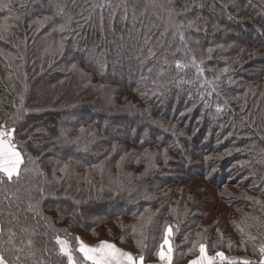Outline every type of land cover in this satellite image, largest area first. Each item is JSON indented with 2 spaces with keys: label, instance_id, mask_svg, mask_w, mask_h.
I'll use <instances>...</instances> for the list:
<instances>
[{
  "label": "trees",
  "instance_id": "trees-1",
  "mask_svg": "<svg viewBox=\"0 0 264 264\" xmlns=\"http://www.w3.org/2000/svg\"><path fill=\"white\" fill-rule=\"evenodd\" d=\"M0 36L7 264H68L57 237L149 264L168 225L173 264H259L264 0H0Z\"/></svg>",
  "mask_w": 264,
  "mask_h": 264
},
{
  "label": "snow or ice",
  "instance_id": "snow-or-ice-1",
  "mask_svg": "<svg viewBox=\"0 0 264 264\" xmlns=\"http://www.w3.org/2000/svg\"><path fill=\"white\" fill-rule=\"evenodd\" d=\"M2 7H9L5 4ZM192 22H189L191 26ZM182 27V26H181ZM2 38V36H0ZM181 40L184 39L183 33L180 34ZM209 52L212 49H208ZM176 67L181 69L184 65L177 63ZM227 71V69H225ZM15 129H8L5 125H0V173H3V178H0V183L4 182V179L11 181L14 176H19L20 166L23 163V156L20 151L17 150L15 143ZM81 132L84 129H80ZM79 139V138H77ZM167 162V158H166ZM68 165L64 166L67 169ZM62 169V171L64 170ZM243 232V229H240ZM172 236L171 225L166 226L163 243L160 245V250L157 252V256L161 261H168L171 264L172 259V245L170 237ZM79 247L76 249L78 253L82 255L83 260L79 264L84 262H90V264H144L145 257L139 256L137 259L131 253L125 252L120 248L116 247L115 244L101 241L98 246H89L77 238ZM56 243L59 245L60 253L67 257L68 264H78L73 256V250L70 247L68 241L56 238ZM31 241H29V245ZM200 257L197 260H193L190 264H213L218 257L221 262L226 261L228 258L223 252H217L215 256H208L206 253V245L201 243L199 245ZM259 254L261 260L259 264H264V245L259 248ZM19 259V257L17 258ZM0 264H7L3 253H0ZM229 264H236L235 261H230ZM243 264H251L250 261L244 260Z\"/></svg>",
  "mask_w": 264,
  "mask_h": 264
},
{
  "label": "rangeland",
  "instance_id": "rangeland-1",
  "mask_svg": "<svg viewBox=\"0 0 264 264\" xmlns=\"http://www.w3.org/2000/svg\"><path fill=\"white\" fill-rule=\"evenodd\" d=\"M96 244H99V243H91V244H89V246L90 245H96ZM122 250V249H121ZM124 251V250H123ZM125 252H128V251H125ZM208 256H211V255H209V254H207ZM199 257H200V255H199ZM199 257H197L196 259H194V260H197ZM220 261V259L217 257L216 258V260L213 262V263H215V262H219ZM161 262H165V261H161L160 259H159V261H157V262H153V263H149V264H154V263H161ZM144 264H146V263H144ZM171 264H173L172 263V259H171ZM188 264H190V263H188Z\"/></svg>",
  "mask_w": 264,
  "mask_h": 264
},
{
  "label": "crops",
  "instance_id": "crops-1",
  "mask_svg": "<svg viewBox=\"0 0 264 264\" xmlns=\"http://www.w3.org/2000/svg\"><path fill=\"white\" fill-rule=\"evenodd\" d=\"M100 244V243H99ZM99 244L96 245H90V246H98ZM84 264H90V262H85ZM154 264H168V261L165 260V262H161V263H154Z\"/></svg>",
  "mask_w": 264,
  "mask_h": 264
}]
</instances>
